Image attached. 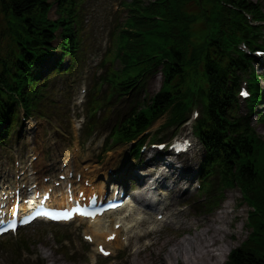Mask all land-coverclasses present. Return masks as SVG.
<instances>
[{
  "label": "trees",
  "instance_id": "trees-1",
  "mask_svg": "<svg viewBox=\"0 0 264 264\" xmlns=\"http://www.w3.org/2000/svg\"><path fill=\"white\" fill-rule=\"evenodd\" d=\"M59 18L50 20V0H0V137H8L18 118V106L37 113L46 98L48 79L63 61L77 59V33L81 0H57ZM254 0H156L134 2L129 31L120 36L116 59L123 67L111 72L107 82L118 96L136 93L158 69L163 74L157 94L135 99L130 116L114 128V142H126L160 115L180 124L195 101L203 106L196 134L206 149L201 173L204 190L238 185L258 211L254 232L229 256V264H264V141L250 117L239 113L237 90L241 75L254 57L240 52L241 41L254 37L246 13L264 19ZM4 22V23H3ZM60 43L53 42L59 32ZM261 48V46L257 45ZM52 58L49 76L42 75ZM72 69V68H71ZM132 89V90H131ZM131 90V91H130ZM254 101L260 93L254 91ZM252 109V108H251ZM216 180H210V177Z\"/></svg>",
  "mask_w": 264,
  "mask_h": 264
},
{
  "label": "rangeland",
  "instance_id": "rangeland-1",
  "mask_svg": "<svg viewBox=\"0 0 264 264\" xmlns=\"http://www.w3.org/2000/svg\"><path fill=\"white\" fill-rule=\"evenodd\" d=\"M124 1L130 0H88L87 18L89 22L87 21V32L90 38L88 44H92V47L88 52L89 55L86 56L84 66L78 72L81 78V84L74 90L75 98L73 102L69 104V98H66L63 93H59L56 90L53 91L52 93L57 95V97H63L61 99L62 103L51 111V118L53 119V117H55L60 124L55 122L54 119L53 121H48L39 115H34L33 118L22 122L21 127H23L18 130L16 135V140L20 142L19 145L13 146L14 151L13 148L9 146L2 147L0 145V172L4 171L8 173V178L12 176L14 181L18 175L21 174L19 170L17 171L20 167L17 160L23 158L21 155L22 152L25 153V161L28 162L32 160L33 157H38V159L34 161L36 165L49 164L53 168L60 167L61 165L64 166L67 164V160H71L73 168L80 167V174L83 175L87 172L88 175H92L96 173L98 175V181L102 178L105 179L107 175L112 178L116 177L115 172L121 167L120 173L127 170L130 174L133 170L132 163L134 162H132V156H130L131 146L127 144L113 145L106 154H103L101 140L89 142L85 149L79 146L80 129L83 123L82 115L86 100L85 97L84 101L81 102L83 99L81 91L85 89L87 94L90 87L89 80L94 76L95 67L109 48V36L111 31H113L118 23H122L127 16V10H125L123 4ZM147 1L150 0H145V2ZM262 3L264 6V0H262ZM50 17L53 19L57 18L55 6L50 13ZM257 67L261 74L264 70H262L259 65H257ZM161 78V74L157 73L150 81L149 90L151 94L158 91ZM259 85L264 90V80H261ZM59 89L63 90L65 87L60 86ZM241 110L243 112H248V107L245 103L241 105ZM263 112L264 102L256 107L253 121L264 138V123L261 122ZM109 117L110 119L116 118L115 114H113V110ZM164 121L165 117L160 118L152 131L154 132ZM109 124V121H102V124L98 128L99 133L102 134ZM182 129L190 133L196 143L195 148L198 150L197 153L186 160L187 164H192L196 167L203 156V148L191 134V128L189 126ZM167 132L170 133V131ZM169 133H167L166 136H168ZM148 156H151V153H148L147 150L143 151L142 160ZM74 158H76V160ZM91 158L96 161H93ZM134 166H136V164ZM150 170L151 168L148 169V171ZM116 179L120 180L119 177ZM124 182L127 183V181ZM179 187H181V183ZM192 191L193 196L185 206H177V204L180 203H174V206L177 209L175 210L176 214H181L182 219L194 221V226L179 231L175 229V227H171L167 222H157L155 229H161L159 234H157L158 243L161 245L166 242V239L170 238L173 241H180L187 236H192L195 231L199 232L202 225L205 224L207 220L216 217L217 211L223 208L224 202L222 201L226 198L228 202H230L227 212L231 211L226 218V220H228V224H226V242L230 244L231 249L227 251V257L221 264H227L229 254L234 249L240 247L242 242L245 241L252 232L251 227L248 226L250 207L244 201L242 193L236 188L225 194V198L217 208L213 211H206L202 208V205L205 203L203 196L197 192L195 186ZM169 197L172 198L173 196ZM177 199L178 197L174 198V202H176ZM119 215H121V213L106 218L105 226H108L111 220ZM136 222L137 221H134V223ZM88 225L87 222H75L69 225H53L43 222L36 223L32 227L25 229L23 232L24 234L21 236L23 241L27 240L31 243L30 250L25 253H22L21 250V252L19 251V254H17L12 252L11 247H4L6 244H0V264H22L31 258L35 260L42 259L46 264H96L98 260L103 262V264H129L130 260L134 257L133 249L135 244L144 245L151 241L150 238L144 239L141 242L134 240L132 246L129 248L127 236L125 233H122V239L120 237V239L117 240L115 249H113L114 259H105L98 253L96 244L90 245L84 240V234ZM64 240H67V242L64 243ZM119 241H122L124 246H120ZM8 245H15L14 240H10ZM47 253L53 255L54 258L50 260ZM163 254H166V252H163ZM149 255H141L139 259L148 258ZM150 258L154 264H159L154 254ZM174 264L184 263L176 262ZM212 264H214V262Z\"/></svg>",
  "mask_w": 264,
  "mask_h": 264
},
{
  "label": "bare ground",
  "instance_id": "bare-ground-1",
  "mask_svg": "<svg viewBox=\"0 0 264 264\" xmlns=\"http://www.w3.org/2000/svg\"><path fill=\"white\" fill-rule=\"evenodd\" d=\"M95 161V160H94ZM30 168H27V171H29ZM190 170V169H189ZM44 167H40L34 172L31 176V179H34L33 182H37L38 175L43 173ZM73 170L72 168L68 167L66 172H59L58 175L64 174L66 175L65 179L66 182H62V185H66L67 182H74L73 179L69 176V173ZM150 172H147L151 173ZM78 171H76L75 177L77 176ZM175 171H172L169 174V178L174 176ZM43 178V177H42ZM41 178V179H42ZM84 180H88V183L90 184L88 187L79 186L77 191L80 190H86L87 192H94L97 191L99 193H104V183L103 181L101 183H96L95 176L88 174L84 175ZM54 180L53 182H55ZM76 182V181H75ZM162 182L166 183V180L162 179ZM162 182H159L161 185ZM61 184V183H60ZM180 181L177 179L174 186L170 187V185H167L166 192L169 195H175L177 192V188L179 187ZM1 186V184H0ZM41 186V185H40ZM63 187L60 186L58 188L54 189V192L52 194L51 203H57V204H64L65 203V197H64V190ZM148 188L144 187L143 192H147ZM160 199H164V195L160 194ZM231 196V195H230ZM57 197L60 198L57 202ZM158 199V198H157ZM60 202V203H59ZM141 198H138L135 195V203H129L125 206L124 213L115 220L112 221V224L109 227H103V219L98 218L95 221L88 220L90 225L88 226V231L85 233V235H92L93 242L97 243V247L101 244L109 246L110 249L112 245H114L115 242H108L106 241V237L113 232L117 233V238L120 236L122 231H126L128 233V238L130 241L136 240V239H143L146 236H153L156 234V231L154 229H149L143 234H140L136 232V227L139 226L140 230L141 227L151 223L154 221V216H150V219H146L145 217H142L141 219L137 220V217L139 215H142L141 212ZM54 204V205H55ZM230 202L226 199L223 208L220 209L217 212V215L214 219H209L205 222V224L202 225V228L199 232H194L192 236H187L183 240L180 241H166L163 244H158L157 242H151L150 244L145 246V250L151 251V254L148 256V258L144 259H136L134 263L132 264H154L152 259L150 258L153 254L156 256L157 261L159 264H174V263H180L183 262L184 264H221L224 259L227 257V251L231 249V246L228 242H226V224H228V220H226L228 213V207ZM168 210H171V206L167 207ZM131 217L132 220L136 219L138 224H132L130 225L127 221V219ZM169 218H171V212H169ZM178 221V222H177ZM175 221L171 218L170 222L171 224L175 226H182L184 228H192L194 226V221L190 222H183L181 223L179 220ZM120 223L121 226L117 229L115 228V224ZM133 223V222H132ZM186 226H184V225ZM187 228V229H188ZM220 242V243H219ZM222 243V244H221ZM163 252H166V254H163ZM142 253L141 247H136L135 254L139 255ZM47 256L52 260L53 255L48 254ZM216 259V260H215ZM56 260V259H55ZM215 260V261H214ZM57 261V260H56ZM60 264V263H59Z\"/></svg>",
  "mask_w": 264,
  "mask_h": 264
},
{
  "label": "snow or ice",
  "instance_id": "snow-or-ice-1",
  "mask_svg": "<svg viewBox=\"0 0 264 264\" xmlns=\"http://www.w3.org/2000/svg\"><path fill=\"white\" fill-rule=\"evenodd\" d=\"M241 95H243V96H247L248 93H247L246 91H244V92L241 93Z\"/></svg>",
  "mask_w": 264,
  "mask_h": 264
}]
</instances>
